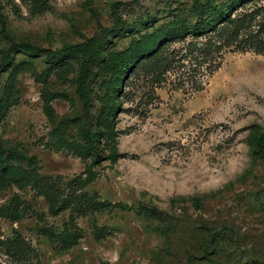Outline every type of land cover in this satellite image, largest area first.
<instances>
[{"label": "rangeland", "instance_id": "rangeland-1", "mask_svg": "<svg viewBox=\"0 0 264 264\" xmlns=\"http://www.w3.org/2000/svg\"><path fill=\"white\" fill-rule=\"evenodd\" d=\"M44 1L0 0V264H264V0L202 35L193 0Z\"/></svg>", "mask_w": 264, "mask_h": 264}, {"label": "trees", "instance_id": "trees-1", "mask_svg": "<svg viewBox=\"0 0 264 264\" xmlns=\"http://www.w3.org/2000/svg\"><path fill=\"white\" fill-rule=\"evenodd\" d=\"M34 2L37 4H43V5L45 4L44 0H34ZM193 4L195 6L197 20L196 23L192 25V27H190L188 32L191 35H202L213 31L216 28V25L215 23H213V21H210L208 19L206 20L205 18H203V4L199 0H193ZM0 24L2 27L4 26L3 16L1 14H0ZM237 30L235 31L236 33L241 31V29H237ZM98 37L99 35H96L84 43L63 47L61 49H56L55 51L52 52V55L54 57H59V56L68 55L76 51H81L83 55H85L86 46L97 40ZM250 38L252 39L249 41L250 46L254 48L258 54L264 53V34H262L260 31H257L254 34H251ZM138 52L141 53V50L139 49ZM121 64L123 66V69L121 70V75L123 76L132 67L133 63H129L126 61V62H122ZM255 141L258 146L256 149L253 150L252 152L253 156L264 154V134L257 135L255 137Z\"/></svg>", "mask_w": 264, "mask_h": 264}]
</instances>
